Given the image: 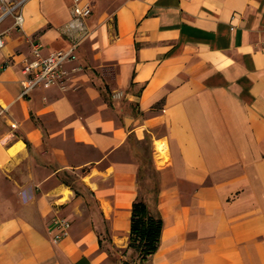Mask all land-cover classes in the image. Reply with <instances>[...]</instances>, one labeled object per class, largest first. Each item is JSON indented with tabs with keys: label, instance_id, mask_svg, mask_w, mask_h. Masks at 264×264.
I'll return each instance as SVG.
<instances>
[{
	"label": "crops",
	"instance_id": "1",
	"mask_svg": "<svg viewBox=\"0 0 264 264\" xmlns=\"http://www.w3.org/2000/svg\"><path fill=\"white\" fill-rule=\"evenodd\" d=\"M87 1L66 88L25 95L23 69L72 48V0L0 28V264H264V0ZM141 197L164 221L147 261Z\"/></svg>",
	"mask_w": 264,
	"mask_h": 264
},
{
	"label": "built area",
	"instance_id": "2",
	"mask_svg": "<svg viewBox=\"0 0 264 264\" xmlns=\"http://www.w3.org/2000/svg\"><path fill=\"white\" fill-rule=\"evenodd\" d=\"M29 0H0V28L6 20L13 18L14 27L23 28L25 23L24 10ZM72 20L67 25L68 32L73 40L69 51H60L42 56L41 51L35 50V59L23 69L26 79L23 81L24 94L27 95L39 87L51 88L59 86L66 88L71 71L68 65L78 59L76 49L90 38L92 31L88 26V19L93 15L94 7L87 0H72ZM4 33L0 32V49L5 48ZM74 72L78 68H74ZM54 223L60 233L55 237L59 241L69 235L71 222L62 218H55Z\"/></svg>",
	"mask_w": 264,
	"mask_h": 264
},
{
	"label": "trees",
	"instance_id": "3",
	"mask_svg": "<svg viewBox=\"0 0 264 264\" xmlns=\"http://www.w3.org/2000/svg\"><path fill=\"white\" fill-rule=\"evenodd\" d=\"M163 229L164 221L159 211L150 208L142 197L139 198L133 206L129 243V248L139 255V261H147L157 253Z\"/></svg>",
	"mask_w": 264,
	"mask_h": 264
},
{
	"label": "rangeland",
	"instance_id": "4",
	"mask_svg": "<svg viewBox=\"0 0 264 264\" xmlns=\"http://www.w3.org/2000/svg\"><path fill=\"white\" fill-rule=\"evenodd\" d=\"M80 69H78V71H79ZM78 151H81V152H84V153H91L92 151L90 150V149H79ZM149 177H151L152 179H147L146 181H145V184L143 183V185L141 186L142 188H143V191H145V190H147V189H152L153 187H154V177H153V170H151V171H149ZM75 184L79 187V188H81V189H83V187L80 185V183H79V181L77 180V178H76V180H75ZM63 219V218H62ZM68 221V220H67ZM70 222V221H69ZM71 227H72V224H71ZM71 230V229H70ZM70 232V231H69ZM117 264H123V261H121V260H117V261H115Z\"/></svg>",
	"mask_w": 264,
	"mask_h": 264
}]
</instances>
